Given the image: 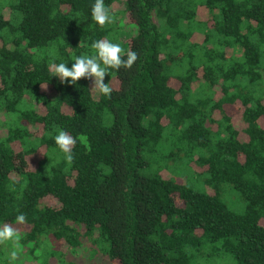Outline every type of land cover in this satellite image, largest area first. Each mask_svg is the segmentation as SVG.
Listing matches in <instances>:
<instances>
[{
	"label": "trees",
	"instance_id": "1",
	"mask_svg": "<svg viewBox=\"0 0 264 264\" xmlns=\"http://www.w3.org/2000/svg\"><path fill=\"white\" fill-rule=\"evenodd\" d=\"M93 2L0 0V264H264V0ZM95 39L109 96L53 76Z\"/></svg>",
	"mask_w": 264,
	"mask_h": 264
},
{
	"label": "clouds",
	"instance_id": "2",
	"mask_svg": "<svg viewBox=\"0 0 264 264\" xmlns=\"http://www.w3.org/2000/svg\"><path fill=\"white\" fill-rule=\"evenodd\" d=\"M91 18L98 25H105L113 22V16L109 8L104 4V0H94L91 6ZM90 47L94 52L88 55H75L71 57L73 61L71 66L68 63L59 62L53 66V76L57 77L61 84L67 83L76 85L80 78H91V91H97L99 94L109 96L112 92L110 81L104 82L105 74L108 70L119 69L121 66L129 68L137 60V53L129 50L126 58H123L121 45L118 42H113L110 39H95L91 42ZM54 144L60 152L64 154V160L71 163L73 160L72 146L76 143V139L63 128L57 130L53 137ZM15 221L18 223L25 222L24 213H19L15 216ZM18 240L16 230L5 224L0 227V242ZM18 248V245H17ZM12 259L17 257V251L13 250L10 253Z\"/></svg>",
	"mask_w": 264,
	"mask_h": 264
},
{
	"label": "rangeland",
	"instance_id": "3",
	"mask_svg": "<svg viewBox=\"0 0 264 264\" xmlns=\"http://www.w3.org/2000/svg\"><path fill=\"white\" fill-rule=\"evenodd\" d=\"M120 7L122 8L123 5L120 6ZM165 173H166V172H165ZM17 249L20 250L19 247H18ZM19 258H21V256H20L19 251H17V257H16L15 259H16L17 261H20ZM28 264H39V262H38V260H36V259H30Z\"/></svg>",
	"mask_w": 264,
	"mask_h": 264
}]
</instances>
